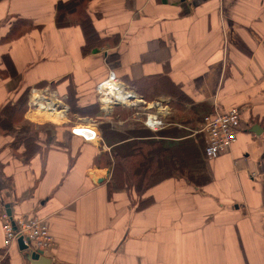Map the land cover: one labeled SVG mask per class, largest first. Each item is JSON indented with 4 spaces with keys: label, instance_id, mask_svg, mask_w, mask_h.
<instances>
[{
    "label": "crops",
    "instance_id": "crops-1",
    "mask_svg": "<svg viewBox=\"0 0 264 264\" xmlns=\"http://www.w3.org/2000/svg\"><path fill=\"white\" fill-rule=\"evenodd\" d=\"M59 1L67 0H0V112L34 88L66 110L65 121L40 132L43 147L31 157L0 131V264H32L18 240L4 243L8 205L14 218L49 226V263L37 264H264V0H86L104 44L85 56L82 28L56 24ZM111 71L135 106L102 108L96 87ZM73 93L94 114L73 115ZM232 107L242 114L238 140L208 159L199 127ZM125 109L144 125L160 117L169 133L155 140L170 157L181 148L190 166L142 197L110 192L113 167L97 163L111 151L100 122L124 130ZM35 111L25 118L43 123ZM93 123L100 139L72 132Z\"/></svg>",
    "mask_w": 264,
    "mask_h": 264
},
{
    "label": "trees",
    "instance_id": "trees-1",
    "mask_svg": "<svg viewBox=\"0 0 264 264\" xmlns=\"http://www.w3.org/2000/svg\"><path fill=\"white\" fill-rule=\"evenodd\" d=\"M85 3L86 0H67L59 1L56 5L58 27L79 25L82 28L87 38L82 49L84 56L104 44L103 41H98L92 19L86 13ZM17 28L19 29V27ZM29 99V91H25L14 104H6L0 112V131L4 135H13L12 146L14 145V148L24 146L23 155L27 157L33 156L42 149L43 143L39 140L40 132L46 127V125L36 127L34 123L25 118V114L29 110ZM184 101H187V98ZM68 102L73 115L75 113L83 116L94 114L91 107V111H88L77 106L74 93L70 95ZM95 105H97V110H100V102ZM121 113V118L125 120L124 130H118L106 119H102L99 124L103 141L111 147V151L110 153L103 152L97 163L100 166L108 164L113 167L111 182L108 184L110 192L118 189H135L139 197H142L149 188L161 183L174 172L181 175V173L190 170L181 148L175 149V155L170 157V150L166 149L161 140H155L154 136L156 135L168 136L166 134L169 133V130L161 131L159 129L154 134L143 123L132 117L134 116L133 109H125ZM180 120L185 125L189 124L186 117ZM51 135L52 133H47V136L53 141L55 138ZM65 136L66 138L70 137L69 134ZM111 156H113V160ZM147 201H141L139 206H145Z\"/></svg>",
    "mask_w": 264,
    "mask_h": 264
},
{
    "label": "built area",
    "instance_id": "built-area-1",
    "mask_svg": "<svg viewBox=\"0 0 264 264\" xmlns=\"http://www.w3.org/2000/svg\"><path fill=\"white\" fill-rule=\"evenodd\" d=\"M111 80L121 84L119 79L116 77L115 72L111 71L108 78L99 83L96 87L99 99L102 103V108L105 110H107V108L104 101V97L106 96V89L104 86ZM123 90L126 91L124 86ZM48 92L49 91L47 89H32L29 99V108L32 109L33 107H36L35 110H38L41 106V103H53L52 107L56 108L58 112L65 113V109L48 99ZM132 96L133 95L131 94L129 97L130 104L135 106V99H132ZM119 103L122 102H119L115 99L112 101L111 106ZM153 105H159V101ZM241 119L242 114L240 110H238V107H232L228 112L225 113L215 111L214 113L208 114L204 117L199 130L207 135L208 141L205 148L206 158L214 159L218 157L220 154L227 151L236 140H238L237 136L240 129L239 125H241ZM144 122L145 126L153 130H159V128L164 125L160 117L151 114L145 117ZM72 132L74 135L80 136L86 141L100 139V134L94 123L88 125H77L72 128ZM2 216L4 221L3 229L5 232L4 243L7 247L11 246L14 241H17L19 238H23L25 244H30L31 247L37 250L44 251L51 247L53 243V237L50 233L48 224L43 218L37 216L31 218H14L8 215V213H4Z\"/></svg>",
    "mask_w": 264,
    "mask_h": 264
},
{
    "label": "bare ground",
    "instance_id": "bare-ground-1",
    "mask_svg": "<svg viewBox=\"0 0 264 264\" xmlns=\"http://www.w3.org/2000/svg\"><path fill=\"white\" fill-rule=\"evenodd\" d=\"M104 87L106 89V96L104 97V101L107 106V109H108L107 101L109 100L111 104H112V101L115 99L122 103H126V104L130 103L129 97L131 94L129 92L124 91L123 86L119 84L118 82L111 80ZM122 95H124L125 97ZM108 96L111 98H109ZM125 99H127V102L122 101ZM44 108H47L48 111L51 110V108H49V106H47L45 103H41L40 109L34 112V117L36 119H48V120H59V121H63L66 119L65 114L63 112L50 113L46 110H43Z\"/></svg>",
    "mask_w": 264,
    "mask_h": 264
},
{
    "label": "water",
    "instance_id": "water-1",
    "mask_svg": "<svg viewBox=\"0 0 264 264\" xmlns=\"http://www.w3.org/2000/svg\"><path fill=\"white\" fill-rule=\"evenodd\" d=\"M124 104V103H123ZM259 126L256 125L252 128V131L259 133L258 131ZM8 215L12 216V211L10 206L8 205V211H7ZM18 242L20 244V247L22 248L23 251H27L28 252V259H30L32 264H37L38 262H42V261H47V263H49V259H45L44 258V251L42 250H37L34 249L33 247L27 244H25L24 239L23 238H19Z\"/></svg>",
    "mask_w": 264,
    "mask_h": 264
},
{
    "label": "rangeland",
    "instance_id": "rangeland-1",
    "mask_svg": "<svg viewBox=\"0 0 264 264\" xmlns=\"http://www.w3.org/2000/svg\"><path fill=\"white\" fill-rule=\"evenodd\" d=\"M130 93V92H129ZM130 94H133V93H130ZM109 97V96H108ZM107 97V98H108ZM29 98H30V96H29ZM130 100V99H129ZM125 102H127V101H125ZM47 106H49V108H51V110L50 111H48L47 110V108H44L43 110H46V111H48V112H50V113H54V112H58L57 110H56V108H54V107H52L53 106V103H50V104H47V103H45ZM111 104V103H110ZM110 104H108V101H107V105H108V109H109V107H110ZM106 108H107V106H106ZM36 109V107H33L32 108V110H35ZM40 109V108H39ZM42 120H45V121H43V123H41V124H39V122L38 123H35L36 124V127H39V126H44V125H46V127H48L49 126V124H53V125H56V127H57V125L58 124H61L63 121H65V120H63V121H59V120H48V119H42ZM31 122V121H30ZM32 123H34V122H32ZM45 127V128H46ZM51 127V126H50ZM56 127H52L53 129H55Z\"/></svg>",
    "mask_w": 264,
    "mask_h": 264
}]
</instances>
